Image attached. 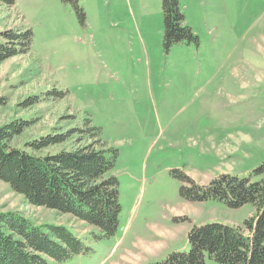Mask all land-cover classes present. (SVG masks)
<instances>
[{
    "label": "rangeland",
    "instance_id": "rangeland-1",
    "mask_svg": "<svg viewBox=\"0 0 264 264\" xmlns=\"http://www.w3.org/2000/svg\"><path fill=\"white\" fill-rule=\"evenodd\" d=\"M76 1L82 18L73 0L0 6V31L32 32L26 53L0 62V126L33 121L12 142L22 147L90 118L117 150V230L105 237L70 215L32 206L2 181L0 211L63 224L89 248L50 264L154 263L187 251L192 225L241 226L251 204L186 201L172 171L204 185L220 174L247 176L264 161V0H179L198 42L169 47L161 0ZM31 96L39 101L19 105ZM76 138L49 151L71 150ZM204 264L223 263L206 255Z\"/></svg>",
    "mask_w": 264,
    "mask_h": 264
},
{
    "label": "trees",
    "instance_id": "trees-1",
    "mask_svg": "<svg viewBox=\"0 0 264 264\" xmlns=\"http://www.w3.org/2000/svg\"><path fill=\"white\" fill-rule=\"evenodd\" d=\"M73 2L82 18L77 1ZM13 3L0 0L1 7ZM161 9L166 47L176 42L197 44L198 37L184 23L179 0H161ZM31 39L29 29L1 30L0 62L26 53ZM38 101L31 96L19 105L27 108ZM83 121L81 127L41 135L22 147L12 142L33 121L13 119L0 126V181L28 204L70 215L109 237L117 230L121 210L119 183L112 173L117 150L101 141L100 129L90 124V118L84 117ZM74 134L77 138L71 150L49 151ZM172 174L184 182L180 195L186 201L213 199L230 208L251 204L254 212L241 226L215 222L192 225L187 232V251H171L161 261L148 264H204L206 255L223 264H264V161L247 176L220 174L204 185L182 171L174 170ZM88 249L63 224H36L19 212L0 211V264H50Z\"/></svg>",
    "mask_w": 264,
    "mask_h": 264
}]
</instances>
